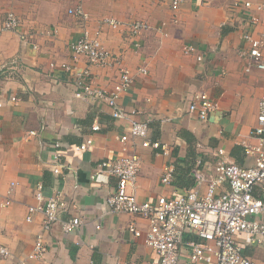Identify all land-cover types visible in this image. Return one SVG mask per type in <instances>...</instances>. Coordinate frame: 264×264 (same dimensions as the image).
<instances>
[{"label":"crops","instance_id":"0c3cea01","mask_svg":"<svg viewBox=\"0 0 264 264\" xmlns=\"http://www.w3.org/2000/svg\"><path fill=\"white\" fill-rule=\"evenodd\" d=\"M244 2L252 4L250 12L241 7ZM263 3L184 0L175 8L173 0H0V18L13 12L21 19L19 29L0 35V264H14L34 249L44 216L34 212L31 222L27 217L29 207L38 204L39 185L45 197L61 194L65 208L47 236L50 264L157 261L145 242L147 221L109 211L107 199L117 179L101 174L92 180L91 175L103 161L124 155L120 137L133 121L147 122L152 140L162 145L158 150L138 148L140 201L180 196L196 187L193 170L198 161L252 164L245 145L257 143L252 132L264 93V72L248 70L243 34L264 36V11L257 10ZM77 7L88 20L69 15ZM251 14L259 19L255 26H250ZM105 19L125 27L104 26ZM135 21L147 25L139 38L129 31ZM86 30L91 35L100 32L102 43L121 65L98 67L76 55L70 43ZM188 46L195 51L185 53ZM63 64L72 72H63ZM120 66L130 71L133 84L118 100L128 117L117 120L104 101L76 97V81L89 70L95 85L111 90ZM202 92L217 104L206 123L189 113ZM96 123L100 130L93 131ZM88 138L94 142L91 150L73 149ZM220 150L224 155H218ZM57 154L61 173L54 172ZM169 166L175 172L166 186L162 178ZM6 202L10 203L1 206ZM74 217L82 225L64 232L63 223ZM131 224L141 231L140 237L129 231ZM189 239L200 241L187 234L184 242ZM238 241L246 257L264 264V247L251 243L247 235L238 236ZM2 248L9 251L7 260ZM188 253L184 244V264H191Z\"/></svg>","mask_w":264,"mask_h":264},{"label":"built area","instance_id":"2783aa9c","mask_svg":"<svg viewBox=\"0 0 264 264\" xmlns=\"http://www.w3.org/2000/svg\"><path fill=\"white\" fill-rule=\"evenodd\" d=\"M184 0H173V6L178 8ZM237 6H240L236 3ZM247 12L252 10L250 2L241 4ZM264 11V3L257 8ZM69 15L88 20L89 15L82 7L70 9ZM259 22L256 15L251 14L250 26ZM104 26L119 30L124 23L115 19H105ZM21 26V19L13 12L5 18H0V35L4 32H14ZM147 25L143 21L129 24L132 37L139 38ZM100 32L95 35L86 30L81 36L70 43L76 55H84L92 65L110 67L120 64V58L114 56L102 43ZM243 40L248 46L250 58L249 68H256L264 72V36L257 38L250 31L243 34ZM135 43V47H139ZM191 46L185 47V53H193ZM202 59L201 56L198 57ZM61 70L71 73L72 68L63 64ZM145 73L146 69H141ZM133 84V76L129 70L120 66L119 79L111 90H105L94 84L91 72L85 70L77 75L76 97L92 101H104L109 105L115 119H126L128 114L118 108L120 96L127 92ZM217 104L206 93H198L189 106V113L195 115L199 121L206 123ZM100 130L96 123L93 131ZM252 134L257 139L254 145H245L246 155L252 159V164L240 166L220 159L215 163H202L193 170L196 187L180 196H160L155 200L140 201L137 194L138 177L142 169L141 156L138 148L161 149L158 141H153L150 126L147 122L133 121L127 133L120 137L124 155L119 159L103 161L96 167L91 179L95 180L101 174H107L117 179V186L107 199L109 211L113 214H130L142 218L148 223L146 245L155 251L158 260L150 264H184L183 245L189 249L188 260L191 264H256L246 257L244 247L238 241V236L247 235L251 243L264 247V93L259 100L257 123ZM92 138L74 146L77 152L89 151L93 148ZM127 145L131 149H128ZM131 150V152L129 151ZM164 151L167 153L165 147ZM56 155L54 172L61 173L59 156ZM218 155H224L220 150ZM175 169L169 166L165 170L162 183L171 185ZM227 185V188H225ZM14 186V185H12ZM202 188L204 191H202ZM260 193V196L258 195ZM35 198L38 202L29 207L30 215L27 221H32V213L40 212L44 219L42 228L37 235L34 249L29 255L14 264H50L47 261V236L61 221L64 211L62 195L45 197L43 187L39 185ZM6 202L1 206H6ZM82 220L74 217L63 223L66 233L79 228ZM129 231L136 237L142 235L135 224L129 226ZM192 234L200 241L189 239L184 242L185 235ZM4 260L9 257L6 248L1 249Z\"/></svg>","mask_w":264,"mask_h":264}]
</instances>
